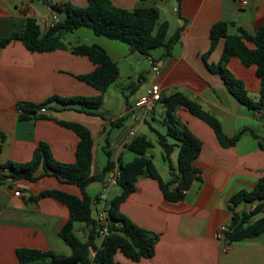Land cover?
<instances>
[{
	"label": "crops",
	"instance_id": "0c3cea01",
	"mask_svg": "<svg viewBox=\"0 0 264 264\" xmlns=\"http://www.w3.org/2000/svg\"><path fill=\"white\" fill-rule=\"evenodd\" d=\"M110 1L115 6L132 9L142 0ZM143 1L158 9L159 22H167V40L178 31V38L168 50L159 46L144 55L159 67L156 74L148 66L141 70L131 66L130 72L123 70L121 63L136 52L130 51L125 43L96 35L86 27L63 35L66 48L48 52L29 51L18 39L0 45V163L29 160L40 141L48 144L57 161L73 162L79 137L59 123L67 121L84 125L92 135V173L98 172L107 160L114 165L113 171L107 172L102 181H93L86 186L91 199L114 176V168L119 162L134 158L135 155H129L131 151L125 144L137 134H143L152 142L146 155L151 157L161 179L169 182L174 178L177 150L175 148L168 156L170 168L155 132H165V109L161 103L138 123L127 114V107L132 104L127 100L123 105L119 104V113L110 118L98 109V113L91 114L80 110L77 105L63 106L56 101L44 104L45 113L35 111L33 115L22 117L23 113L17 111L20 103L40 104L52 95H97V89L78 78L92 71L95 64L87 56L69 50L72 44L96 43L117 63L119 74L115 82L121 83L131 77L132 72L139 82L150 74L149 82L138 90L135 100L152 82H156L161 86L162 96L179 92L198 102L218 120L226 137L245 129L234 144L224 147L208 123L186 108L176 107L175 116L201 141L199 154L193 162L196 177L183 198L173 202L163 198L155 179L146 174L138 176L135 189L121 202L120 211L137 225L157 234L154 253L151 257L132 261L116 252L115 260L119 264H264V231L255 237L236 241L216 235L221 225L226 228L230 223L232 211H248L251 207L246 202L230 206L229 199L240 190H252L264 175V150L260 146V142L264 144V105L249 108L227 89L218 73L207 68L206 64L218 61L223 38L217 41L205 61L202 57L210 47L209 33L213 23H233L228 24L227 34H234L238 26L252 33L264 23V0H246L243 6H239L237 0H163L168 10L157 6L155 0ZM63 2L76 6L86 4L85 0H0V41L12 32L19 33L27 15L34 16L41 31H45L48 27L46 21L64 16V11L53 10L51 4ZM227 67L242 82L248 94L257 100L260 85L255 67L244 66L237 58H231ZM118 117L125 118L112 126L110 121ZM129 129H133L134 134L127 139ZM167 140L173 142L169 137ZM106 150L110 155L107 156ZM154 151L161 162L155 160ZM46 189L80 195L75 184L61 182L54 176H42L35 181L7 179L0 185V264H40L39 260L19 261L15 254L19 247L70 254V247L58 234L68 219V208L50 196L30 200V196ZM119 192L116 182L108 183L104 200ZM102 204L104 201L98 200L92 205L94 218ZM262 209L264 211V205ZM263 214L259 212L251 219ZM73 231L85 240L87 228L83 223L74 222ZM225 244L227 248L224 250Z\"/></svg>",
	"mask_w": 264,
	"mask_h": 264
},
{
	"label": "trees",
	"instance_id": "16d2710c",
	"mask_svg": "<svg viewBox=\"0 0 264 264\" xmlns=\"http://www.w3.org/2000/svg\"><path fill=\"white\" fill-rule=\"evenodd\" d=\"M85 1L84 6H76L70 2L52 3L51 8L64 11V16L48 26L45 31H41L34 16H25L22 30L19 33L12 32L8 37L1 39L0 45L12 39H18L29 51L48 52L66 48L63 35L79 27H86L96 35L125 43L130 51L148 55L151 49L159 46L168 50L178 38V31H176L170 39H166L167 22H159L158 9L143 0L132 9L115 6L110 0ZM228 24L233 23L217 21L211 25L210 47L203 54V60H206L217 41L223 38V47L218 61L215 64L205 63L207 68L221 76L227 89L240 102L249 108H260L264 105V23L252 33L238 26L234 34H227ZM69 50L72 53L87 56L95 64L92 71L79 75L78 78L97 89L98 94L90 97L52 95L40 104L23 102L19 104L23 113L22 117L35 114L39 107L50 101H56L63 106L77 105L80 110L87 113H98L97 109L103 101L105 91L118 77L117 63L96 43L72 44ZM231 58H237L244 66L255 67V74L260 85L257 100L248 94L242 82L228 69L227 64ZM159 103L165 109V132H155L158 143L164 150V159L170 168L172 166L168 156L175 148L177 150L176 171L173 173L175 176L169 182H164L151 157L146 155V150L152 147V142L143 134H137L131 138L125 147L135 154L134 158L117 164L119 175L115 180L120 192L104 202L108 221L106 224L108 233L105 236L99 235V229L103 227V224L92 216L93 206L85 188L93 181H102L107 172L113 171L114 165L112 161L107 160L98 172H91L93 139L87 127L77 122L59 121L79 137L73 162L57 161L52 156L48 144L40 141L33 149L29 160L0 163V185L7 179L35 181L42 176H54L61 182L75 184L80 190V195H74L61 190L46 189L30 196L32 201L50 196L68 208V219L60 227L58 234L70 247V254H55L47 250L19 247L15 249L19 261L39 260L40 264H119L114 258L116 252H121L132 261L153 255L157 234L131 221L120 211V204L135 189V183L141 174L155 179L163 198L173 202L183 198L185 192L182 190H187L196 177L197 169L193 162L199 154L201 141L175 116L176 107L182 106L208 123L217 140L224 147L234 144L241 132L245 130L241 129L235 135L226 137L221 131L218 120L212 114L204 110L198 102L179 92L162 96ZM124 118L118 117L110 121V124L118 125ZM167 137L173 139V142H169ZM260 146L264 150V144L260 142ZM106 154L108 156L110 152L106 150ZM39 169L41 171L36 173ZM174 181L176 186L172 185ZM241 202L250 203L251 207L248 211H232L230 223L223 231V237L229 241L252 238L264 231V214L251 219L255 214L264 212L262 209L264 175L252 190H240L229 199L230 206H236ZM74 222H81L87 228L85 240H81L73 231Z\"/></svg>",
	"mask_w": 264,
	"mask_h": 264
},
{
	"label": "built area",
	"instance_id": "2783aa9c",
	"mask_svg": "<svg viewBox=\"0 0 264 264\" xmlns=\"http://www.w3.org/2000/svg\"><path fill=\"white\" fill-rule=\"evenodd\" d=\"M246 0H237V4L239 6H243L246 4ZM56 20H52V21H46V23L48 24V26H51ZM148 62L150 65V70L156 74L159 72V67L148 57ZM161 86L156 83V82H152L147 89L145 90V92L143 94H141L130 106L127 107V114L128 116L131 118V120H133L134 122L138 123V122H142L146 119V117H148L150 115V113L153 111V109L156 107V105L159 103V100L162 97V93H161ZM17 111L19 113L22 112V110L20 108L17 109ZM46 112V107L45 106H41L36 110V113H45ZM134 134V130L133 129H129V131L126 134V138H131ZM6 170V169H3ZM119 175V170H118V166L116 165V167L114 168V176L109 178L108 181L103 184L101 192L95 197L91 199V204H95L97 203L98 200H103L105 202V197L107 194V187H108V183H114L116 182V176ZM173 186H176V182L174 181ZM183 192H186L185 189L182 190ZM17 193V192H16ZM100 211H97V215H96V219L103 224V227H101L99 229V235L100 237L105 236L108 231L106 228V224H107V217H106V212L104 210V205L102 204V208H100ZM225 227L223 225H221L217 231V237H222L223 236V231H224ZM227 248V244H225L223 246V249L225 250Z\"/></svg>",
	"mask_w": 264,
	"mask_h": 264
},
{
	"label": "rangeland",
	"instance_id": "374dc122",
	"mask_svg": "<svg viewBox=\"0 0 264 264\" xmlns=\"http://www.w3.org/2000/svg\"><path fill=\"white\" fill-rule=\"evenodd\" d=\"M157 3V6H163L166 10H168V7L166 4L163 3V0H155ZM170 11V10H169ZM60 16H62V13L60 12ZM133 66L135 70H141V68L148 66L150 69V65L148 63V59L146 57L144 58L143 54L135 53L132 56H128L123 63H121V67L123 70L130 72V67ZM131 77L125 78V80L121 81V83H117V81L112 82L109 86V90L105 92V100L100 104L98 107V111L101 112L106 118H110L112 116H116L119 112V104L123 105L124 102L127 100L130 103H133L135 100V97L137 96L138 90L142 88V85L144 83H148L150 79V74L147 76L146 79L143 81H140L137 79L135 73H130ZM133 89H132V88ZM132 89V90H131ZM157 107V106H156ZM129 155L131 154L134 156L135 154L133 152H128ZM155 154V160L159 163L160 158L159 155ZM97 184V182H94ZM112 193H110L111 196Z\"/></svg>",
	"mask_w": 264,
	"mask_h": 264
}]
</instances>
